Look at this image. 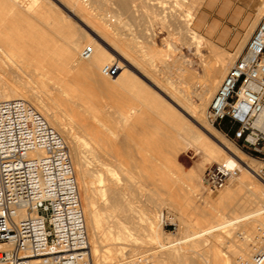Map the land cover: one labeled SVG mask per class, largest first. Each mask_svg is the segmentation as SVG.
Masks as SVG:
<instances>
[{"label":"bare ground","instance_id":"obj_1","mask_svg":"<svg viewBox=\"0 0 264 264\" xmlns=\"http://www.w3.org/2000/svg\"><path fill=\"white\" fill-rule=\"evenodd\" d=\"M136 1L144 5L143 11L145 8L155 14V19L152 17L148 21L152 28L156 22L170 24L171 27L175 22L180 24L183 46H194L195 54L200 55L205 44L200 43V36L191 29L194 14L190 10L185 11V8V14L180 12L187 0H0V24L11 31L9 35L0 37L1 41L4 40L0 43V101H26L67 144L75 176L78 175L82 190L80 202L93 264H125L140 255H149L156 264H229V258L220 256L217 246L225 248L234 256H231L235 259L234 264H240L242 260H247L254 246L251 248L241 233H237V240V237H231L232 229L234 226L248 228L253 225L256 216L264 217V187L260 182L257 183L250 170L254 169L251 164L254 162L248 163L239 151L206 125L203 119L213 95L232 67V59L218 56L216 52H207V57L203 58L204 64L203 60L200 63L203 65L202 69L200 67L202 75L198 77L189 67L191 62L185 61L181 53L176 55L175 46H168L162 52L157 46L156 36L152 37V42L147 41L149 44L145 43L143 48L131 45L126 39H115L107 29L106 19L123 17L125 20L144 14L141 5L135 4ZM56 9L64 10L69 17L74 18L75 24L69 25L70 21H67L68 26L63 27L59 23L56 26L54 17L60 18L61 22L64 19ZM163 9H168L174 20L161 16ZM154 28L153 32H156ZM243 44L237 49L236 56L241 52ZM86 47L91 48L92 53L84 60L81 52ZM142 49H146V53ZM113 62L118 66L115 78L103 76L102 67ZM157 63L164 71L158 68ZM172 70L177 77L175 82L161 83L157 73L162 71L171 76ZM22 75L37 85V92L21 80ZM47 81L55 82L58 87L45 86ZM77 91L88 98L104 96L113 101L116 111L113 116L118 126L114 133L111 130V135L119 144H107L110 137L83 120L71 123L62 118L59 102L67 108L76 104L70 95ZM54 95L61 97L58 99ZM83 97L75 98L78 101ZM76 108L74 110L81 113V116L83 113L88 114L85 106L77 104ZM148 115L155 117L149 130L154 132L142 138L148 140L154 150L149 153L146 150L135 152L131 144L123 143L133 139L125 132L135 125L141 126L148 120ZM74 130L86 133L95 142L89 143L84 136L74 133ZM197 147L202 148L215 163L228 168L239 166L240 174L230 180L234 183L233 189L225 190L216 198L217 201L207 196V205L219 208L216 215L200 213L201 219L209 221L206 229L194 230L182 221L181 237L171 240L170 235L166 237L167 242L163 243L164 235L155 221L156 210L159 211V206L166 202L177 211H180L181 205L173 199V192L165 193L159 187L169 190L173 187L172 190L179 192L183 203L195 208L191 185L193 175L182 173L177 156L181 151ZM118 148H124L125 151H119ZM134 155L148 158L138 161L132 158ZM121 156L127 159H118ZM149 169L153 170L151 180L147 177ZM145 183L152 186L147 203L149 207L151 204L153 212L131 206L133 198L139 196L138 184ZM157 183L161 186L158 187ZM198 186L202 188L201 181H198ZM244 187H248L247 196L234 200L237 189ZM233 202L235 204L230 206ZM253 204L259 210L242 215L245 207ZM240 209L244 210L239 212ZM224 210L227 214L221 213ZM236 213L241 216L236 217ZM169 220L172 222V218ZM260 225L264 228V223ZM217 234L220 239L215 241L217 246L213 242L206 245L208 241L205 237L214 238ZM256 238L260 245L255 246L263 245L258 235Z\"/></svg>","mask_w":264,"mask_h":264},{"label":"built area","instance_id":"obj_2","mask_svg":"<svg viewBox=\"0 0 264 264\" xmlns=\"http://www.w3.org/2000/svg\"><path fill=\"white\" fill-rule=\"evenodd\" d=\"M91 48L81 52L90 57ZM117 64L101 74L114 77ZM212 126L227 125L236 147L258 166L250 169L264 183V14L243 51L222 79L206 112ZM246 166V165H245ZM239 166H208L202 188L223 189ZM263 245L240 264L264 263ZM240 261V259H238ZM0 264H91L80 193L69 148L26 101H0ZM125 264H156L149 255Z\"/></svg>","mask_w":264,"mask_h":264},{"label":"rangeland","instance_id":"obj_3","mask_svg":"<svg viewBox=\"0 0 264 264\" xmlns=\"http://www.w3.org/2000/svg\"><path fill=\"white\" fill-rule=\"evenodd\" d=\"M191 1L192 0H187L186 3L182 6V8H180L181 9L180 12L185 14L186 10H190L194 14L191 29L200 36V40H201L200 43L204 42V44H205L202 47V49L200 50V55H196L195 54L194 46H192L190 48L183 46V42L181 41L182 35H181L180 24H177L176 22L173 24L174 25L173 27H171L172 25H170V24L168 25V24L165 23L164 25H162L161 22H156L154 27L157 26L158 28L157 27L156 28L153 27L155 29V31H156V32H153L154 30L152 28V25L151 24L149 25L148 21L150 19H152V17H153V19H155V17L153 16L155 14H152V11H150L151 13H149V11H147L145 8H144V11H143L144 5L142 3L141 4L138 3V1H136L135 4L136 5L138 4L137 6L141 5V9L142 10L141 9L140 10L143 11L142 13H144V14H141V15L138 14L137 16L129 17L128 19H130V20H128V19L124 20L123 17H118V18L116 17L117 19L115 17H113V18H108L109 20L106 19V22L108 21V23H106L105 21L104 22L107 24V29H109V31L111 32V34L113 35V37L115 39H117L116 37H118V40L126 39V40H128L130 42L131 45H134L136 47L138 45L141 48L145 47V43H147V45H148L149 42H152V37H154V36H156V40L158 42L157 46L159 47V49L162 50V52H165V50L167 49L166 47H168V46H169V48H172V46L173 47L175 46L174 48H176V55H179L181 53V55H182V57H184L185 61L191 62V65H189V67H190V69L193 72H195L198 75V77H199V75H200V77L202 75V73H201L202 72L201 69H202V66H203L202 64H204V62H205V60L203 58L207 57V55H208V53L210 51H212L213 53L216 52L215 54L218 53L217 54L218 56L224 55L225 57L231 58L232 59V65H233L235 60L240 55L239 54V55L236 56L237 49L243 43H246V41L248 40V38L250 36V30L252 29V25L255 23V26H256L257 23L259 22V19L264 14V0H203V1H201V0H193V1H196V2H191ZM199 1H201V2H199ZM190 3H193V4L190 5ZM195 7H196V9H195ZM184 8H185V11H184ZM194 10H195V13H194ZM56 11L58 12V14L62 18L65 19V20L62 19V22H61L59 20L60 18L58 19V17H56V18L54 17V20H55L54 24L56 26H58V23H59V25L65 27L68 24L67 21L71 22V23L69 22V25L75 24L76 21L74 20V18L69 17V15H67V13L64 10L62 11L61 9H56ZM168 11H169L168 9H163L162 10L163 14L160 13V15L162 14L161 16H163V17L165 16L167 20L168 19L169 20L170 19L174 20V19H172L170 17L171 13H169ZM236 11H239V17L241 19V26H240V28L238 30H239V37H242V41L239 44V46L236 48V50L235 49L228 50L227 47H230L229 45L218 44L217 42H215L211 38L212 25L213 24H217L218 22H220V23H223L224 21L227 22L228 19L230 20V23H234V17L236 15L235 14ZM59 15H57V16H59ZM142 15L144 16V19H145L144 21H145L146 24H144V21L142 20L143 19ZM181 15L182 14L180 13V15H179L180 18H181ZM179 17H178V19H179ZM56 19H57V21H56ZM113 22H117V23H113ZM138 23H139V25H138ZM157 23H158V25H157ZM199 23H203V27H201V28H199L197 30V28L200 25ZM145 25H147L148 27L145 26ZM108 26H110V27H108ZM140 26H141V29H140ZM162 28L165 29V30H163ZM177 28L180 31H177L178 30ZM142 29H144L145 31L142 30ZM175 30L177 32H175ZM223 30H225L229 34L235 33V29H234V27L232 25L228 26V27H224ZM150 31H151V33H150ZM10 32L11 31L8 30L5 27L4 24H0V37L7 36V35L10 34ZM124 33L125 34L127 33V35H125ZM144 33H145V35H144ZM122 34H124V36ZM137 34H139V35L137 36ZM151 34H154V35L151 36ZM129 35H131V36H129ZM129 37L132 38V39H130ZM141 37H143V38H141ZM176 38H178V40ZM135 40H136V42H135ZM3 41L0 40V43L3 42ZM147 41H149V42H147ZM133 42H134V44H132ZM140 44H142V45H140ZM169 44H171V45H169ZM201 44H203V43H201ZM244 45L245 44H243V47H244ZM160 46H161V48H160ZM205 47H206V49H205ZM243 47H242V49H243ZM242 49H241V52H242ZM142 50H143V52L146 53V51H145L146 49H142ZM201 56H202V58H201ZM202 60H203V62H202ZM201 62H202V64H200ZM111 64H115V63L113 62ZM157 66H158V68H161L162 71H164L163 67L159 63H157ZM200 67H201V69H200ZM162 71L157 73V76L159 74V76H158L159 81H161V83H164V84H167V83L168 84L169 83L173 84L175 82V79H177V77L173 74V70H172V75L171 76L170 75H166L165 72L163 73ZM162 74H164V75H162ZM22 76H23V79L21 78L22 81L27 82L28 86H31V88H33L34 91H36V90L38 91V87L33 81H31L30 79L29 80L26 79L24 75H22ZM164 76H165V78H164ZM45 86L51 87V88H57L58 87V85L55 84V82H53V81L45 82ZM40 95L44 96L43 94H40ZM82 95L84 96L83 99L77 101L76 98L81 97ZM54 96H56V98H58V99L61 97L59 95H54ZM70 96L73 99V102L75 101V103H76V104H71L72 107L70 105L69 108H67V106L61 105L60 102H59V112L62 115L63 119L69 120L71 123L77 122L79 120H83V121L87 122L91 127H93V128L95 127L100 132H102L105 135L109 136L110 139L108 140L109 142L106 141L107 144H119L120 143V142H117L115 137H113L111 135L112 132L114 133L116 131L115 129L118 126L115 123V118L113 116V113L116 112V111H115V108L113 107V104H112L113 101L112 100H107L104 96H100V97L99 96L98 97L95 96V97L88 98V97H85V95L83 93L78 92V91L73 93V94H71ZM77 104H81L82 106H85L86 109H87L88 114L87 113H85V114L83 113L82 114L83 116H81V113H79L78 111H77L78 112L77 113L76 112V110H77L76 105ZM96 105H99V106H96ZM74 108H76V110H74ZM68 109H69V111H68ZM74 111H75V113H74ZM206 112H207V109H206L205 114L203 116L205 124L207 123L206 125L210 126L211 129H213L216 132H218L226 141H228L237 151H239L241 153V155L244 158H246L248 163L253 161L254 163H251V164H252L253 168L255 169L258 166V163L255 160L248 159L245 156V154L243 152H241L236 147V145L232 141L230 135L229 136L226 135V129L225 128L227 127V125L223 123L219 127L211 126L207 122ZM146 120L147 121L145 123H143L141 126L135 125L134 127H132L131 129H129V130H127L125 132L126 135L133 137V139L130 140V141H127V142L124 141L123 143L131 144L133 146V149L135 148L134 149L135 152L136 151H141V150H146L149 153V152H153V150H154V147L149 145L148 144V140L143 139L142 136H144L145 134H148L150 132L149 130H150L151 124H152L151 121L155 120V117H153L151 115H148V116H146ZM89 122H91V123H89ZM111 130H112V132H111ZM152 132H154V131H151L150 133L152 134ZM74 133H76L77 135L79 134L81 137L84 136L83 138H85L86 141H88L91 144L95 142V141L90 140L89 137L86 135V133H83V132H80V131H77V130H74ZM145 145H148V146L145 147ZM194 149H186L185 151H181L178 154V156H177V163L180 166V169H181V171H182V173L184 175L186 173L193 175L192 176L191 185L193 186V201H194L193 206L195 208L191 207L188 204L183 203V201L181 199V196L179 195V192L173 191L172 190L173 187H170L171 190H169V188L164 189L162 187H159V186H161L160 183H157L159 189L161 188L165 193L168 192V191L173 192L172 193L173 199L175 200V202L178 205H181L180 211H177V209L175 210V207H173L171 204L166 202V203L162 204V206H159V209H160L159 211H158V209L156 210L157 214L155 216V221H156V223L158 224V226L160 228L162 236L163 235L165 236V237L163 236V239L165 240V241L162 240L163 243L167 242L166 237L168 238L170 235H171V237H169V239H171V240L178 238L177 236H179V234H180V230H181V227H182V221L187 223L194 230L195 229L196 230H202L203 228L206 229L207 228L206 224H207V222L209 223V221L201 219L199 217L200 213L201 212H206V213H211L213 215L214 214L216 215V214H218L216 210L219 208V207H216V206L207 205V203H206L207 196H209L213 201L214 200L217 201V199L220 196V194H222L225 190H232L233 187H234L233 181H229L227 183V185L223 189H221L220 191H217V192H214V193H208L203 188L198 186V181L199 182L201 181V178H202L204 170L208 166L216 164V163L213 162L212 160H210V158L208 157V155L206 154V152L202 148L197 147L195 150ZM118 150L119 151H125L124 148H118ZM132 158L139 161V160L148 158V156H143V155H136L135 156L134 155ZM118 159L126 160L127 158H125L124 156H121ZM239 174H240V172H239ZM239 174L237 176H239ZM147 177L149 178L148 180H151V178L153 177V170L149 169L147 171ZM76 178H77V182H78V186H79V190H80V194H81V198H82V190L80 188V184H79V181H78V175H76ZM259 182L260 181L257 180V183H259ZM259 184L261 186L263 185V187H264V183L263 182H260ZM139 185H140V187H139ZM177 185H179V184H177ZM138 187H139V196L137 198H135V199L133 198V200L131 201L132 202L131 206L132 207H141V208H143L145 210L147 209L146 211H149V209H150V211L153 212L154 210L151 207V204H150V207H149L148 206L149 203H147V201L149 199L148 195H150L148 193H150V189L152 188V186L147 184V183H145V184H138ZM247 189H248V187L237 189V191H236L237 195H235V199L234 200H239L240 198H243V197L247 196V194H246L247 193ZM167 203H168V205H167ZM234 204L235 203L233 202V203L230 204V206L231 205L233 206ZM82 205H83V203H82ZM231 208H233V207H231ZM145 210H143V211H145ZM241 210L243 211L244 209H240L238 211L242 212ZM256 210H259V207L256 208V206H254V204L253 205H249L248 207H245V211H243L245 214L242 213V215H247V213L248 214H252V213L256 212ZM221 213L222 214H227V211L224 210ZM221 213H219V214H221ZM101 214H103V212ZM238 216H241V215H238V213H236V217H238ZM169 218L170 219L172 218V222L169 220ZM255 218L253 219V220H255V222L253 223L254 226L253 225L247 226L248 228L245 227L246 229L245 228L240 229L239 226H234L233 229H232L231 237H234V238L237 237V238H235V240H237L239 238L238 234L241 233V235L244 236L243 238H245L250 243L251 248L253 246H254V248L256 246H259L260 245V241H257V238H256L257 227H260L261 226L260 224L264 223V219H263L264 217H263V215H258V217L256 216ZM157 220H158V222H157ZM129 226L131 227V225H129ZM129 226L127 225V227H129ZM249 229H251V230L253 229V230L251 231ZM252 232H253V234H252ZM180 237L181 236H179V238ZM205 238H206L205 240L208 241V242H206V245H209L210 243L213 242L214 246L215 245L217 246L216 242H217V240H220L218 238V234L214 238H212L210 236L205 237ZM207 243H209V244H207ZM218 247L219 246H217V249H219V251H218L219 255L220 256L224 255L223 257H225L227 259L229 258L228 259L229 260V264H234L233 261H235V259L232 258L234 256L231 253H229L228 250H226L225 248H223V247H219L218 248ZM193 258H196V257L193 256ZM231 260H232L233 263L231 262ZM236 261H238V259ZM91 264H93L92 260H91Z\"/></svg>","mask_w":264,"mask_h":264},{"label":"crops","instance_id":"obj_4","mask_svg":"<svg viewBox=\"0 0 264 264\" xmlns=\"http://www.w3.org/2000/svg\"><path fill=\"white\" fill-rule=\"evenodd\" d=\"M235 14L236 15L234 17V23H230L229 19H228L227 22L226 21H224L223 23L218 22L217 24H213L212 25V30H211V38L215 42H217L218 44L229 45L230 47H227L228 50H232V49L236 50V48L239 46V44L242 41V37H239V30H238L240 28V26H241V19L239 17V11H236ZM199 24L200 25L197 28V30L199 28L203 27V23H199ZM231 25L234 27L235 33L229 34L225 30H223L224 27H228V26H231ZM253 26H255V23L252 25V29L251 30L254 29ZM251 30H250V36H251V34L253 32ZM250 36H249V38H250ZM247 41H246V43H247ZM246 43H245V45H246ZM243 49H244V47H243ZM243 49H242V51H243Z\"/></svg>","mask_w":264,"mask_h":264},{"label":"trees","instance_id":"obj_5","mask_svg":"<svg viewBox=\"0 0 264 264\" xmlns=\"http://www.w3.org/2000/svg\"><path fill=\"white\" fill-rule=\"evenodd\" d=\"M224 124H226V123H224ZM225 129H226V133H227V127ZM229 135H231V132L229 133Z\"/></svg>","mask_w":264,"mask_h":264}]
</instances>
